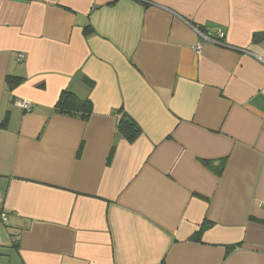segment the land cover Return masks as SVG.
<instances>
[{"label": "crops", "instance_id": "1", "mask_svg": "<svg viewBox=\"0 0 264 264\" xmlns=\"http://www.w3.org/2000/svg\"><path fill=\"white\" fill-rule=\"evenodd\" d=\"M0 264H264V0H0Z\"/></svg>", "mask_w": 264, "mask_h": 264}, {"label": "trees", "instance_id": "2", "mask_svg": "<svg viewBox=\"0 0 264 264\" xmlns=\"http://www.w3.org/2000/svg\"><path fill=\"white\" fill-rule=\"evenodd\" d=\"M88 32L86 31V36ZM260 39V38H258ZM93 105L89 99H80L75 93L66 90L63 91L55 106L54 112L83 121H88L93 115ZM122 114L118 124L119 132L129 141H134L140 137L142 130L137 122L124 110L119 111Z\"/></svg>", "mask_w": 264, "mask_h": 264}, {"label": "built area", "instance_id": "3", "mask_svg": "<svg viewBox=\"0 0 264 264\" xmlns=\"http://www.w3.org/2000/svg\"><path fill=\"white\" fill-rule=\"evenodd\" d=\"M223 37H224V35L221 34L219 36V38H216V41L217 42H219V41L222 42L221 38H223ZM211 41H214V40L212 39ZM200 48H201L200 46L197 47V51L198 52H200ZM21 58H24V56H22ZM15 105L18 106L19 108L23 109L24 111H31V109L33 107L32 103L30 101H28V100H15Z\"/></svg>", "mask_w": 264, "mask_h": 264}]
</instances>
